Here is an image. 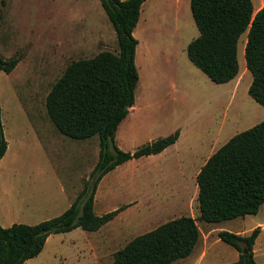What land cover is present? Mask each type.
<instances>
[{
    "label": "rangeland",
    "instance_id": "1",
    "mask_svg": "<svg viewBox=\"0 0 264 264\" xmlns=\"http://www.w3.org/2000/svg\"><path fill=\"white\" fill-rule=\"evenodd\" d=\"M156 1L143 9L148 27L136 48L140 79L135 103L115 142L135 152L177 130L179 139L103 177L95 212L122 208L117 219L95 232L77 228L52 235L41 254L24 264H112L113 254L132 239L182 216L197 219L201 240L189 257L173 264L234 263L240 253L217 234L250 235L256 228L261 233L255 260L264 264V204L258 214L244 218L211 225L198 219L195 171L233 136L264 121V107L249 94L248 31L238 43L239 75L217 84L187 54L199 36L191 5L184 11L183 0L178 14L175 2L164 6ZM252 1L256 9L259 0ZM102 51L117 53L119 44L101 0H0V53L21 58L13 72L0 73L2 121L10 143L0 165L3 217L8 209L13 220L24 222L59 216L90 179L100 156L99 135L77 140L61 134L46 105L70 63Z\"/></svg>",
    "mask_w": 264,
    "mask_h": 264
},
{
    "label": "trees",
    "instance_id": "2",
    "mask_svg": "<svg viewBox=\"0 0 264 264\" xmlns=\"http://www.w3.org/2000/svg\"><path fill=\"white\" fill-rule=\"evenodd\" d=\"M146 1L101 0L116 31L119 51L73 61L52 87L46 105L51 121L72 139L99 135V160L83 190L61 215L35 225L16 223L5 228L0 222V264H24L37 257L51 235L77 228L100 230L123 210L95 213V195L103 177L132 159L159 154L179 139L177 130L135 152H125L115 142L135 103L140 76L134 31ZM191 11L199 36L188 45V57L217 84L239 75L238 43L248 31L244 51L253 76L249 94L264 107V6L254 15L252 0H191ZM20 61L0 53V73L10 74ZM1 108L0 101V161L8 149ZM197 184L202 222L211 225L258 214L264 204V121L214 152L198 173ZM260 232L256 228L250 235L225 230L217 234L240 253L231 264H257L255 244ZM200 240L197 219L182 216L132 239L113 254L112 264H173L189 257Z\"/></svg>",
    "mask_w": 264,
    "mask_h": 264
},
{
    "label": "crops",
    "instance_id": "3",
    "mask_svg": "<svg viewBox=\"0 0 264 264\" xmlns=\"http://www.w3.org/2000/svg\"><path fill=\"white\" fill-rule=\"evenodd\" d=\"M151 2V0H147L145 3H144V5H143V7H142V10H141V16H140V20H139V23H138V25H137V27L135 28V31H134V36L138 39V41H139V45H140V38L144 35V33H146V31H147V27H148V24H147V20H148V18H143V15H142V13H143V9H144V7L146 8V6L149 4ZM155 2V1H154ZM157 3H163V5L165 6V5H168L169 3H171V2H175V5L177 6V12H178V14L179 13H181L182 11V8H183V5H182V3H183V0H157L156 1ZM189 4L191 5V0H187V3H186V5L184 6V11H186L187 12V10H188V6H189ZM254 5V4H253ZM263 6H264V0H259V6L255 9V7H254V15L259 11V10H261L262 8H263ZM191 7V6H190ZM148 17V16H147ZM139 30V31H138ZM138 31V32H137ZM139 33V36H137V34ZM138 45V46H139ZM136 58H137V54H136ZM1 101V100H0ZM2 105V104H1ZM3 108V107H2ZM1 108V109H2ZM3 111H4V109H2V117H3ZM3 122V121H2ZM3 127H4V133H5V126L3 125ZM117 134V133H116ZM5 137H6V133H5ZM6 139H7V137H6ZM116 139H117V135H116ZM117 141V140H116ZM7 142H8V149H7V152H6V154H5V156L2 158V160L0 161V165L4 162V160H5V158H6V156H7V154H8V152L10 151V143H9V141H8V139H7ZM176 144V143H175ZM174 145V144H173ZM165 151V150H164ZM145 157H147V156H145ZM142 158H144V157H142ZM209 159V158H208ZM206 163V162H205ZM205 165V164H204ZM203 165V166H204ZM202 166V167H203ZM201 167V168H202ZM201 168L197 171H195L194 173L196 174V180H197V175H198V173L200 172V170H201ZM117 169V168H116ZM115 170V169H114ZM113 170V171H114ZM112 172V171H111ZM110 173V172H109ZM108 173V174H109ZM193 173V174H194ZM106 176V175H105ZM99 188V187H98ZM198 192H199V188H198V184H197V195H198ZM77 198V197H76ZM75 198V199H76ZM74 199V200H75ZM73 200V201H74ZM73 201H72V203H73ZM72 203H71V205H72ZM95 203H96V197H95ZM70 205V206H71ZM94 210H95V204H94ZM8 213L9 214H6L4 217H3V214L1 213V210H0V222H1V224H2V226L3 227H5V228H8V227H11L13 224H16V223H22V224H28V225H35V224H38V223H40V222H42V221H44V220H47V219H51V218H54V217H57V216H55V215H51V216H43L42 218H40L39 220H37V221H35V222H24V221H19V220H13L12 219V211H11V209H8ZM96 213V212H95ZM100 213V212H99ZM99 213H96L97 215H99ZM101 215V214H100ZM193 217V216H192ZM193 218H195V217H193ZM24 219H27V217H26V215L24 216ZM115 219H117V216L113 219V220H115ZM5 220V224H4V221ZM112 220V221H113ZM111 221V222H112ZM111 222H109L108 224H110ZM107 224V225H108ZM106 226V225H105ZM103 228V227H102ZM101 228V229H102ZM100 229V230H101ZM263 229H264V225H262L261 226V230L263 231ZM261 233V232H260ZM55 235V234H54ZM52 236V235H51ZM51 236H49L48 237V239H47V242H46V244H45V246L48 244V242H49V240L51 239ZM258 239V238H257ZM257 241V240H256ZM256 245V244H255Z\"/></svg>",
    "mask_w": 264,
    "mask_h": 264
},
{
    "label": "water",
    "instance_id": "4",
    "mask_svg": "<svg viewBox=\"0 0 264 264\" xmlns=\"http://www.w3.org/2000/svg\"><path fill=\"white\" fill-rule=\"evenodd\" d=\"M247 253V251H245Z\"/></svg>",
    "mask_w": 264,
    "mask_h": 264
}]
</instances>
